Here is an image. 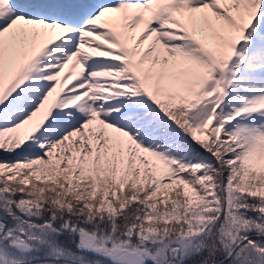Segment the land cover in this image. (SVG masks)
Masks as SVG:
<instances>
[{
    "label": "snow or ice",
    "instance_id": "1",
    "mask_svg": "<svg viewBox=\"0 0 264 264\" xmlns=\"http://www.w3.org/2000/svg\"><path fill=\"white\" fill-rule=\"evenodd\" d=\"M0 264H264V0H0Z\"/></svg>",
    "mask_w": 264,
    "mask_h": 264
}]
</instances>
